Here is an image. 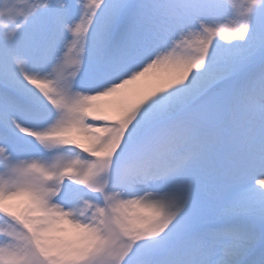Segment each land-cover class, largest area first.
I'll return each instance as SVG.
<instances>
[{
	"label": "rangeland",
	"instance_id": "1",
	"mask_svg": "<svg viewBox=\"0 0 264 264\" xmlns=\"http://www.w3.org/2000/svg\"><path fill=\"white\" fill-rule=\"evenodd\" d=\"M23 1L25 0H0V43L4 40L12 38L15 36V33H18V31L9 33L2 27L10 24L9 19L16 20L18 18V11L19 14L22 12V9H20L18 5ZM98 1L100 5H104L108 7L107 9H112L115 12L118 8L113 5V2L115 3L119 1L118 3H120V6L123 8V1L125 0ZM212 2L213 0H204L205 4H212ZM250 2H256V0H250ZM220 12L221 8L217 6L215 14H219ZM261 14L264 16V8L262 9ZM207 16L208 18L213 17L215 19V16L212 14H208ZM38 17L45 22L43 27H47L49 25V22L43 18L42 12L38 15ZM208 22L210 23V21ZM210 27L213 29L211 24ZM212 31L214 37L212 39L205 37L206 39L204 44L200 47L205 55L203 62H200L198 59L195 61H188L185 60V58H181L179 59V67H176L175 64L170 67V69H176L179 72L178 77L170 83L145 86L147 74H144L137 82L129 81L120 86V88L122 87L128 89L124 93L117 94V97L101 99L102 101H96L90 104L85 102H81L83 104L79 103L77 114L73 118L67 117L62 120V122L66 121L65 125H63V131H54L57 133L56 136H59V139H53L49 143L58 144L59 142L65 141L68 144L77 145L79 150L87 155L96 153L95 151L97 150L93 151L91 149V147L98 143L99 140V137L94 133H98L99 136L112 133V130H116L118 133L119 131H123L125 129H131L141 123L144 124L142 128L144 129L147 128L150 123L157 122L160 115H171L178 108H185L189 100L199 94L205 85H208L212 81L224 75V73L220 70H211L210 64L217 63L225 59H248L251 56H254L255 52L260 49L264 43V35L258 33L251 24L248 25L246 30H242L241 26H231V31H220L218 28L213 29ZM8 51L9 49L5 48L0 52V77L6 81L15 90V92L20 95L21 98H27L30 102L34 101L36 103H38L36 99H39L40 103H47L45 91L36 85L33 78L27 81L25 77H23L24 70L18 66V61L22 59L20 54H13L10 58H7V54H5V52L8 53ZM74 55L76 57V52L72 53V56ZM60 63L59 69L57 65L55 68L62 75L58 78V80L61 77L64 79V89H66L67 86H70L68 83L70 77L85 79L89 77V74H91V79H95L94 73L92 74L90 69L91 66L89 67V64L87 63L86 67H83L81 63L80 65L74 66L71 64L69 59H66L65 61L60 60ZM193 69L198 70L199 75L192 76L190 71ZM46 73L48 74H45L46 76H50V72ZM252 87V91H248V95L251 98L249 103L250 108L253 110L264 109V84L257 85L254 89L255 84L252 83ZM62 91L67 94V91ZM220 101L221 98L219 95L213 96L212 100L208 101L209 105L207 106V115H211L213 117V120L210 121V125L218 126L224 119ZM163 103L168 104L167 109L162 107ZM83 108H89L92 110L93 117L96 122L94 127L87 128L82 123L81 111ZM155 108H161L162 112L157 113ZM141 115L145 117L148 116L150 121L146 118H144V120H140ZM104 122H108V124H104ZM70 125L73 126L75 131L70 129ZM116 125L119 127L116 128ZM83 126L89 129V136L87 137H84L83 129L80 130ZM256 128L257 129L254 131L253 135L254 142L264 139V126L262 128ZM139 131L141 133L142 130ZM77 132L78 134H76ZM140 133H135L133 135L137 136ZM258 133L259 136L257 138ZM183 137L185 138V141ZM183 137L175 139L171 143L170 149L174 150L175 147L178 146L180 151H188V147L191 149L195 147V144L192 143V137ZM107 142L108 140L105 139L100 140L99 143L101 146L99 148L106 149ZM134 155H137V153L134 152ZM55 161L56 163L58 162V165H55L56 163L52 165ZM22 163L24 166H27L29 162L24 161ZM39 164L40 166L49 167L50 172L55 175L66 174V179L71 181H83L84 178L87 177L86 174L89 171V163H83V161L75 157H64L58 155V157H54L52 159L51 157L40 159ZM67 169L72 170V174L67 172ZM240 170V173L246 176L247 181L242 183L241 190L238 188V190L234 193H230V195L223 201L208 200L204 197H197L189 193L186 195V198H183L182 196L170 193L154 198V203L157 202L156 199L166 202L164 207L153 208L152 205L151 207L155 211V215L161 214L179 217V219H182L191 229L205 222L225 220L234 214L254 215L264 225V185H258L254 181L251 182L249 180L250 178L248 179L251 172L249 166L241 168ZM202 180H208V175L203 174ZM55 182L56 180L48 182L43 179L39 173L31 171L26 175H19L15 180L14 188L15 191H19L24 188L32 189L43 198L50 199L54 195L66 193L65 190L55 189ZM147 198L151 199V197ZM175 202H178L179 204H176ZM189 202L200 203L201 206L198 204L193 208L188 204ZM8 212H10L13 216L20 217L21 219H25L30 222L29 218L31 217V214L24 213L22 203L17 205L15 204L12 211L8 210ZM147 220L148 219L146 218L139 219L128 216L121 222L115 223L116 227L110 229V231L106 234L100 233L96 227L92 228L86 222L83 229H75L74 231H71L67 225L60 224V226H57L52 232L53 234L47 233L52 235L50 241L48 240L47 242H50V245L61 244L63 247L68 246L70 250H73L74 254L85 258L86 264H103V259L105 260L107 257L105 254L106 250L109 251L108 253H110L112 257L113 262L111 264H123L127 260H133L136 256L148 252L146 246H139L131 240L135 237V229L143 228V235L147 239L146 244L150 242L149 236L151 234H158L155 230H148ZM165 225L167 227L164 230L169 232L167 235L158 236L160 238V242L157 244L156 250L161 249L160 245L163 237L166 236V238L170 241L175 238V232L177 231L175 229L176 226L170 225L168 221ZM0 229L14 230L17 229V226H15V224L11 225L10 221H0ZM92 234L95 235L93 239L90 238ZM226 235L227 233L224 234L219 241L226 242L232 240V244L234 242H238L237 239L228 238ZM17 236L19 239L15 241L6 242L4 239H0V264H5L4 262H12L13 264H45L34 250L29 237L22 233H18ZM125 236L127 240L130 239L128 243L121 240V238ZM97 239L104 244L99 247L100 251L95 254V258L92 260L93 254L89 251V245L90 243L95 244ZM215 245L217 246V250H219L220 244L216 243ZM53 251H55V249L51 248L50 253L52 254ZM64 252L67 251L64 249ZM67 255L68 258L64 263L72 264L71 253L68 252Z\"/></svg>",
	"mask_w": 264,
	"mask_h": 264
},
{
	"label": "bare ground",
	"instance_id": "2",
	"mask_svg": "<svg viewBox=\"0 0 264 264\" xmlns=\"http://www.w3.org/2000/svg\"><path fill=\"white\" fill-rule=\"evenodd\" d=\"M78 14V12L70 6H65V12H64V17H63V22H66L68 26H71L73 23V20L75 18V16ZM110 21L105 20L102 24H96L93 25V27L96 30H99L101 28L107 27L108 23ZM84 30V29H83ZM86 36V35H85ZM75 44L73 42L72 39H70L69 43H68V57H70V60L73 64H77V62L75 61L76 58L71 56V51L75 48ZM174 62V60L172 59L171 56H166L163 59H157L156 61L151 64L150 66H144L143 69H141L142 74H147V78H146V82H145V86H154V85H159V84H163V83H170L172 82L176 77H178V70L176 69H170V65ZM191 75L192 76H197L199 75V71L198 70H191ZM130 80H126L124 82H118V85H113L110 88H108L107 90L109 91L110 95H106L104 92L97 95V97L100 99L101 97H107V98H114L117 97V94H121L124 93L127 89L125 88H120V86H122L123 84H126L127 82H129ZM160 95V94H157ZM59 123V125H58ZM55 125L57 126H61L60 122H57ZM54 127V126H53ZM85 129V128H84ZM84 132H87V130H85ZM182 194V193H180ZM74 214L73 210L68 211V215L72 216ZM75 218V217H74ZM76 220V218H75ZM77 227L79 228V226L77 225ZM247 244H249L246 241ZM242 245V244H241ZM242 247V246H241ZM212 257V256H211ZM210 257V258H211ZM237 256L235 257H225V263L228 264L230 262V264H232L237 258Z\"/></svg>",
	"mask_w": 264,
	"mask_h": 264
}]
</instances>
